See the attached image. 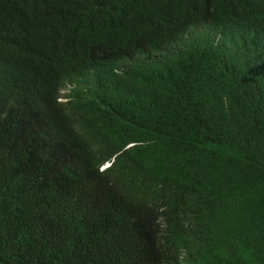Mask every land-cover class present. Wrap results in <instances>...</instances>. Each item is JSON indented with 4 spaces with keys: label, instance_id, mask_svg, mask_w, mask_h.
Returning <instances> with one entry per match:
<instances>
[{
    "label": "trees",
    "instance_id": "trees-1",
    "mask_svg": "<svg viewBox=\"0 0 264 264\" xmlns=\"http://www.w3.org/2000/svg\"><path fill=\"white\" fill-rule=\"evenodd\" d=\"M0 264H264V0H0Z\"/></svg>",
    "mask_w": 264,
    "mask_h": 264
},
{
    "label": "clouds",
    "instance_id": "clouds-1",
    "mask_svg": "<svg viewBox=\"0 0 264 264\" xmlns=\"http://www.w3.org/2000/svg\"><path fill=\"white\" fill-rule=\"evenodd\" d=\"M209 25L207 23H201L192 27L191 33L193 35H198L200 32L205 33L208 29Z\"/></svg>",
    "mask_w": 264,
    "mask_h": 264
},
{
    "label": "rangeland",
    "instance_id": "rangeland-1",
    "mask_svg": "<svg viewBox=\"0 0 264 264\" xmlns=\"http://www.w3.org/2000/svg\"><path fill=\"white\" fill-rule=\"evenodd\" d=\"M65 91L63 90V91H61V93L63 94ZM61 100H64V98H61Z\"/></svg>",
    "mask_w": 264,
    "mask_h": 264
},
{
    "label": "water",
    "instance_id": "water-1",
    "mask_svg": "<svg viewBox=\"0 0 264 264\" xmlns=\"http://www.w3.org/2000/svg\"><path fill=\"white\" fill-rule=\"evenodd\" d=\"M106 165H108V166H109L110 164H109V163H106Z\"/></svg>",
    "mask_w": 264,
    "mask_h": 264
},
{
    "label": "snow or ice",
    "instance_id": "snow-or-ice-1",
    "mask_svg": "<svg viewBox=\"0 0 264 264\" xmlns=\"http://www.w3.org/2000/svg\"><path fill=\"white\" fill-rule=\"evenodd\" d=\"M108 165H105V167H107Z\"/></svg>",
    "mask_w": 264,
    "mask_h": 264
}]
</instances>
